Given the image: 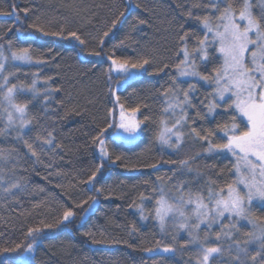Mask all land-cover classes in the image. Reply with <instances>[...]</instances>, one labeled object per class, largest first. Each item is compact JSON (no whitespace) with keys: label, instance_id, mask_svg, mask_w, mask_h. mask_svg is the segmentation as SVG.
Returning <instances> with one entry per match:
<instances>
[{"label":"snow or ice","instance_id":"obj_1","mask_svg":"<svg viewBox=\"0 0 264 264\" xmlns=\"http://www.w3.org/2000/svg\"><path fill=\"white\" fill-rule=\"evenodd\" d=\"M259 4V13L253 11L251 0H208V3L200 0L193 7L208 11L197 13L189 8L185 22L190 19L196 25L191 31L184 30V24L179 25L181 31L176 33L179 49L177 57L180 53L183 55L178 62H173L175 75L166 73L171 83L167 87L162 86L160 91L163 113H171L175 119L171 126L167 119L160 121V131L156 136L159 144L179 152L186 139L191 138L193 142H201L205 154L228 153L234 158L232 176L223 184L211 177L200 183L206 174L199 171L191 179L182 177L176 181L173 171V176L168 178L172 183L167 190L163 185L153 184L155 195L149 197L141 194L142 202L145 199L154 201L151 218L162 234L168 233L169 228L176 235L187 233L188 239L179 243V250L181 253L191 251L194 246L195 264H264V215L254 213L257 205L264 212V0H259ZM29 11V8L18 9L15 4L0 8V17L14 18V39L20 41L17 44L13 39H7L6 33L0 35V138H11L7 146L0 140V202L18 203L20 195L28 191L29 185L21 175L27 171L24 162H30L34 171L37 164L51 168V164L43 157H54L63 149V145L56 140L54 125L51 130L43 126V131L32 136L34 121L39 124V120L30 109L32 101L42 97L44 114L47 116L48 101L61 88L49 85L51 77L43 81V89L38 88L35 74L30 84L14 82V79L19 81L17 73L22 71L19 65L40 66L55 59L52 49H48L47 53L38 51L37 42L43 37L75 41L81 51L88 50L90 56L102 54L95 49L89 50V41L83 38L79 29L63 25L53 28L50 22L45 23L40 17L24 28L19 13L23 12L27 17ZM124 15V12H120L119 17L111 21L103 37H107L118 23L123 22L120 18ZM138 23L143 25L146 21L138 19ZM131 27L136 29L137 25L132 24ZM12 32V27L7 29V33ZM193 38L196 43L190 52L189 42ZM2 41H6L7 48ZM103 43L101 38L100 45ZM25 44L27 46H23ZM110 60L105 86L112 106L107 108L102 125L94 129L90 137L101 162L86 180L81 181L90 185L96 193L104 190L103 187H96L98 178L107 167L104 162L115 164L122 159L120 155L112 159L109 140L113 144L117 141L131 143L143 131L142 124L150 120L149 116H144L143 121L139 120L136 116L139 106L126 109L118 93L150 68L159 75L170 67L168 63L161 67L156 55L150 51L138 53L134 57H110ZM209 65L212 66L211 72L208 71ZM188 78L196 82H189ZM199 81L214 85L212 92L205 97L207 102L201 101L207 111H203L192 100V93ZM184 83L188 84L187 88L183 87ZM60 103L64 105L63 101ZM193 108L196 109L195 116L188 111ZM217 108L228 113L230 123L218 122L215 129L192 127L197 119L208 120L213 117ZM71 115L80 116L83 112L79 106L73 105L66 109L62 118ZM217 132L222 133V136L214 141L211 137L216 136ZM17 145H22V148ZM195 158L172 163H178L181 172L187 170L192 173L190 160ZM150 166L153 169L158 167L155 163ZM48 175H52V172ZM95 203V196H89L86 200H73L70 206L61 204L54 216L29 224L23 230V239L0 246V264H35L37 245L41 243L45 230L61 225L67 228L73 224L76 209L85 212L80 217L81 224L77 225L82 228ZM85 204L88 205L87 209L83 208ZM40 206L38 202L36 207ZM137 208L140 220H147L149 217L144 215L143 203ZM245 224L250 226V230H245ZM138 231L133 224L131 232ZM241 234L246 239L241 240ZM82 235L88 237L93 245L128 243L112 240L103 231L99 236L93 230L84 231ZM176 235H173L172 243L158 239L154 245L145 247L143 251L147 257L144 258V264H147L148 259H151L152 264H175L174 258L178 251ZM250 245H257L255 251L250 249Z\"/></svg>","mask_w":264,"mask_h":264},{"label":"trees","instance_id":"obj_2","mask_svg":"<svg viewBox=\"0 0 264 264\" xmlns=\"http://www.w3.org/2000/svg\"><path fill=\"white\" fill-rule=\"evenodd\" d=\"M198 2L200 0H0V8L15 4L18 9H30L27 17L23 12L19 13L23 18L24 28L36 17H40L45 23L50 22L53 28L63 25L79 29L83 38L89 41V50L95 49L102 53L100 56H90L87 54L88 50L81 51L75 41L43 37L37 42L38 51L47 53L48 49H52L55 59L46 65H19L22 71L17 73L19 81L14 79V82L30 84L35 74L38 88L43 89V81L48 77L52 78L48 80L49 85L61 88L59 93H53L49 99L47 116L44 114L42 97L34 99L30 109L39 120V124L34 121L35 130L32 136L35 137L37 132L43 131V126L51 130L54 125L56 140L63 145V149L54 157H43L51 164V168L37 164L34 171L30 162H24L27 171L21 175L29 185L28 191L20 195L18 203L0 202V246L23 239V230L29 224L54 216L61 204L70 206L73 200H86L89 196H95L96 203L88 212L82 228L77 225L81 224L80 217L85 212L83 209H76L77 215L73 224L67 228L61 225L45 230L41 243L37 245L35 264H144V258L147 257L143 251L145 247L154 245L158 239L172 243L176 233L172 228H169L168 233L160 232L151 218L154 201L145 199L142 202V193L149 197L155 195L152 191L153 184L163 185L167 190L172 183L168 178L173 176V171V179L176 181L182 177L191 179L197 171L206 174L200 183L209 177L221 184L230 179L233 161L226 154H205L200 146L201 142H193L191 138L186 139L179 152L163 147L156 141L160 121L167 119L171 126L175 119L171 113H163V97L160 91L162 86L167 87L171 83L166 73L175 75L173 62H178L183 55L180 53L177 57L179 49L176 33L181 31L179 25L184 24V30L188 31L196 25L190 19L185 22L189 8L197 13L208 11L193 7ZM204 3H208V0H204ZM252 4L253 11L259 13L261 8L258 2ZM120 12L125 13L120 18L123 22L118 23L107 37H103V32L108 29L113 19L119 17ZM138 19H143L146 23L141 25ZM15 24L14 18L0 17V35L6 33L7 39H13L19 44L20 41L14 39ZM132 24L137 25L136 29L131 27ZM10 27L13 32L7 33ZM101 38L104 40L103 45H100ZM2 42L7 48L6 41ZM195 43V38L190 40V52ZM145 51L155 54L161 67L164 63H168L170 67L159 75L150 68L118 93L126 109L139 106L140 110L136 114L139 120L143 121L144 116H149L150 120L142 124L143 131L131 143L117 141L113 144L109 140L108 148L113 154L112 159L115 160L116 155H120L122 159L115 164L111 161L104 162L107 167L96 183V187H103L104 190L96 193L90 185L81 181L86 180L101 162L90 137L94 134V129L102 125L107 108L112 106L105 86L110 57H134ZM208 71H212L211 65ZM188 80L196 82L193 78ZM183 87L187 88L188 84L184 83ZM213 87L214 85L204 81L196 83L192 100L203 111L207 109L203 108L201 101L207 102L205 97L212 92ZM61 101L64 102L63 106ZM73 105L79 106L83 115L62 118L66 109ZM188 111L195 116V108ZM225 121L230 123L228 113L217 108L213 117L208 120L197 119L192 127L215 129L218 122ZM220 136L222 133L217 132L211 139L215 141ZM10 139L0 138L4 146H7ZM17 147L22 148V145ZM197 153L200 155L197 156ZM191 157H196L190 160L192 173L187 170L181 172L179 164L172 163ZM154 163L158 166L156 169L150 166ZM49 172L52 175H48ZM38 202L40 207H36ZM141 203L145 208L144 215L149 217L144 221L140 220L137 208ZM83 208L87 209L88 205L85 204ZM254 213L264 215L260 207L254 208ZM133 224L139 229L136 233L131 232ZM88 230L95 231L97 236L103 231L112 240L128 243L93 245L88 237L82 235V232ZM187 239V234L176 235L178 251L174 258L175 264H188L189 261L195 264L194 246L191 251L181 253L179 250V243ZM240 239L244 240L246 237L241 234ZM256 248L250 249L255 251ZM147 264H152L151 259L147 260Z\"/></svg>","mask_w":264,"mask_h":264},{"label":"rangeland","instance_id":"obj_3","mask_svg":"<svg viewBox=\"0 0 264 264\" xmlns=\"http://www.w3.org/2000/svg\"><path fill=\"white\" fill-rule=\"evenodd\" d=\"M251 2H255V3H257L258 2V5H259V7L261 8V6H260V4H259V0H255V1H253V0H251ZM228 99V97H226V100ZM221 103H223V102H221ZM116 112H117V115L119 114V109H117L116 110ZM164 147V146H163ZM169 149V148H168ZM223 154H226L227 156H229V157H231L232 158V161L234 162V158L231 156V154H228V153H223ZM257 207H259V205H257ZM203 227V226H202ZM215 227L216 226H214V229H215ZM244 227H246L248 230H250V226H248V225H244ZM187 233H185V232H180L179 233V235H186ZM250 248H255V247H257V245H250L249 246Z\"/></svg>","mask_w":264,"mask_h":264}]
</instances>
